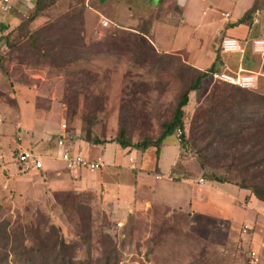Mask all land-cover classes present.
Returning <instances> with one entry per match:
<instances>
[{"label": "rangeland", "instance_id": "1", "mask_svg": "<svg viewBox=\"0 0 264 264\" xmlns=\"http://www.w3.org/2000/svg\"><path fill=\"white\" fill-rule=\"evenodd\" d=\"M121 1L55 0L27 23L34 1L20 0L9 17L2 16L8 25L6 39H0V131L12 130L13 139L20 136L24 146L40 149L44 136L38 133L62 124L65 143L80 152L93 146L84 140L88 128L106 141L120 127L132 143L156 139L178 95L209 67L223 35L247 42L264 37V0H248L245 8L242 1L198 0L197 23L174 34L176 18L168 29L158 26L154 38L151 22H166L162 14L176 10L171 3L137 11L121 10ZM252 6L250 20L232 24ZM126 15L136 24L125 23ZM138 26L149 31L147 38L135 32ZM173 39L177 46L189 44L163 52L152 43L163 48ZM194 53L202 65L194 64ZM222 58L223 69L233 71L235 58ZM260 66L257 57L252 70ZM183 123V130L163 138L157 164L154 148L109 142L110 169L119 175L125 164L139 162L147 173L156 165L163 178L181 150L171 180L189 178L197 192L206 183L226 194L239 191L242 182L264 186L263 96L206 77L189 92ZM11 149L0 164V264H58L62 258L71 264H264V203L257 198L260 207L251 209L246 197H192L188 204L181 186L161 179L158 195L180 206L146 198L139 187L124 209L114 211L91 178L98 172H71L59 163L55 170L19 173ZM110 156L109 148L100 157L110 164ZM245 225L250 230L243 233Z\"/></svg>", "mask_w": 264, "mask_h": 264}, {"label": "crops", "instance_id": "2", "mask_svg": "<svg viewBox=\"0 0 264 264\" xmlns=\"http://www.w3.org/2000/svg\"><path fill=\"white\" fill-rule=\"evenodd\" d=\"M233 3L236 2H244V4L242 5V8L246 7V4L248 3V0H232ZM169 3H171L172 8L176 9L174 10V13L168 12L166 15H163L164 18L166 19V22H160L159 20H153V22H151L152 25V36L153 38L155 37L157 31H158V26L160 27H165V29H168V25L169 22L174 23L175 19L177 18V24H180L178 27L177 25L175 26V29L173 31H175L174 34H177L179 27H183L188 23H197V17H199V12L196 11V5L199 3L198 0H156L155 3H153V0H132V1H127V0H122L121 1V6L123 7L121 10H128V8L133 9V10H137V11H154L160 7H162L163 5H169ZM154 4V5H153ZM169 7V6H168ZM241 8V9H242ZM248 10V9H247ZM179 13H178V12ZM246 11V10H245ZM244 11V12H245ZM239 13V12H238ZM122 14V13H121ZM203 14V11H202ZM243 15V13L239 16L241 17ZM122 16V15H121ZM130 17V15H128ZM238 16V15H236ZM9 17V16H8ZM127 17V15L125 16V23L127 22V24L129 25H135L136 24V19L133 17ZM239 17H237L236 19H238ZM159 18V17H158ZM235 19V20H236ZM233 22V21H232ZM139 24V23H137ZM198 25V24H197ZM196 25V28H199ZM137 26V25H136ZM137 33V31H135ZM143 37L147 38L149 35V31H147V34H141ZM152 41V40H151ZM156 41V40H155ZM153 40L152 43L155 46V48L158 47V49H160V51L163 52H175L178 49H180L181 47L187 46L189 44V42L187 44H183V45H175L174 44V39L172 40V44L160 48ZM160 45V43H159ZM196 54L194 53V56ZM235 58V68L238 67L239 65L242 64V56H238V55H232ZM214 60L213 54H211L210 59L208 60L209 64L212 63V61ZM194 61L196 65H202V62L200 61V59H197V56L194 57ZM242 66V65H241ZM243 67V66H242ZM244 68V67H243ZM252 70V68H250ZM56 131V132H55ZM54 132H50V133H38V136H44L43 138V146L40 149H36L32 146H30V144L27 142L28 146H24L23 145V141L24 139L22 137H16L13 139V137L11 136L12 130L11 131H6V129L0 131V164L4 162H7L5 157V153L7 152V150H9L10 147H12L11 150L12 151V160H13V164L15 165L16 170L19 173H23V171L20 170L19 165L16 162L15 159V155L16 152L20 149H29V150H33L34 152L38 153L41 157V160L43 162V167L41 170H43L44 168H53V170H55L54 166L55 164H63V166H65L64 162L57 156V149H56V143H57V137L62 136L64 139V133H65V127L62 128V124L60 125L59 130H55ZM105 147L103 146L104 144H97V145H93V146H88L84 145L83 147V151L81 152V154L83 153V155L90 160H99L102 162V167L97 170L96 172H98L97 174H94L91 176V178L94 179V181H96V184H98V188H100V190L102 189V197H101V201L104 204H107V206H109L112 210L114 211H121L122 209H124L126 207V205L128 204L129 200H132L133 197V192L135 189L137 188H141L142 190L146 191V195L148 197L151 198H155V201L162 203V204H166V205H177L180 206L178 203L179 202H175L174 199L169 200L165 197H170L166 194H161L158 195V193L156 192L157 190L155 189V186L157 184V181L164 179L168 184L171 185H177L179 188L181 186L180 189H183V191L187 194L185 197V202L189 204L190 198L192 197H246V207L249 209L257 206L258 208L259 203L256 201L257 199H255V196H253L252 194H250L248 191H246L245 189H240L239 191H235L233 193L228 192L227 194L223 191V188H216L214 186L211 185H207L208 183H206L205 185H203V190L197 192V189H194V185L191 182V180L189 178H185V177H180V178H174L171 180V174H172V170H173V166L176 163V160L181 152L180 148V152L177 156L176 159H174V161L171 163L170 165V170L168 172V175L166 177L160 178L159 177V173L160 170L159 168L155 165L154 167H148L147 169H152L153 172L147 173L144 172L145 167H140L139 162L137 163V165H127L125 164V167H123L122 172H124L123 174H116V172H118L116 170L115 167L111 168V165L114 164V157L112 155V148L111 146H107L108 144L111 143H105ZM70 149L71 147L68 146ZM178 147H179V143H178ZM111 149V156L109 158L110 160V164H105L102 161V158L100 156L103 155V152H105V150L107 151L108 149ZM154 152L155 148L153 149ZM72 153L75 152H80L79 149H74L72 150ZM95 151V156L91 155L92 152ZM160 152V149H159ZM93 157V158H90ZM158 159H159V154L157 155V160H156V164L158 163ZM11 159H9L8 161H10ZM112 163V164H111ZM109 166V167H108ZM66 167V166H65ZM10 170L12 169V166H9ZM67 168V167H66ZM69 171H77V170H85L83 168H74V169H70L67 168ZM2 172H8L7 169L1 167ZM132 170H135V174H133ZM32 171H40V170H32ZM29 171V172H32ZM29 172H25V173H29ZM134 176V178H133ZM149 177V180H147L146 178ZM3 181V180H2ZM136 182V183H135ZM155 182V183H154ZM0 183H1V179H0ZM92 184V182H89L88 180V184ZM135 183V184H134ZM154 183V184H153ZM89 184V185H90ZM145 184V185H144ZM88 185V186H89ZM164 185V184H163ZM91 186V185H90ZM147 188L146 189H143ZM193 192V193H192ZM147 202V201H146ZM261 248V247H260ZM259 249V247H258Z\"/></svg>", "mask_w": 264, "mask_h": 264}, {"label": "built area", "instance_id": "3", "mask_svg": "<svg viewBox=\"0 0 264 264\" xmlns=\"http://www.w3.org/2000/svg\"><path fill=\"white\" fill-rule=\"evenodd\" d=\"M20 0H0V39L5 34L8 25L2 16L4 14L12 13L14 6ZM23 2H21L22 4ZM27 3V2H26ZM25 3V4H26ZM225 17H229L226 14ZM108 21L104 20L103 24L107 25ZM220 52L224 55H238L242 56L248 50L253 56L260 58L261 66L264 59V37H254L249 42L237 39L233 36L223 35L218 43ZM243 60V59H241ZM261 66L258 70L245 69L241 65L234 68L233 71L220 70L210 74V78L214 82L226 83L243 90L258 91L264 96V72L261 70ZM64 128V125H62ZM178 140H180L179 133L177 134ZM57 156L64 162L65 166L70 169L83 168L87 171H97L102 167V162L99 160L87 159L81 152L72 153L71 149L65 143L62 136L57 137L56 143ZM41 156L29 149H20L16 152L15 159L19 168L23 172H29L32 170H41L43 162ZM201 182V180H199ZM250 230V227L245 225L243 233ZM263 243L259 246L262 247ZM258 250V249H257ZM251 261L255 263L257 261L258 251H251Z\"/></svg>", "mask_w": 264, "mask_h": 264}, {"label": "trees", "instance_id": "4", "mask_svg": "<svg viewBox=\"0 0 264 264\" xmlns=\"http://www.w3.org/2000/svg\"><path fill=\"white\" fill-rule=\"evenodd\" d=\"M33 10L31 12V14L27 17V23L33 21L36 17H38L41 13V11L46 8L49 4L53 3L55 0H33ZM104 0H101V2H103ZM254 6H252L251 8H249L248 10H246L243 15L241 17H239L238 19H236L232 24H241L246 22L247 20H250L252 17V14L254 12ZM4 28H7V26H4ZM135 31H137V34H147V29L146 30H141L138 27H136ZM7 32H5V34L3 35V37L1 39L5 40ZM219 43V42H218ZM216 54L214 57V60L212 61V63L209 65V67L204 70V71H200V73L195 77V79L188 85L186 86L183 91L178 95L176 102H175V106L173 108V112L171 114V117L168 121H164L161 123L160 125V132L159 135L156 139H148V138H143L140 142L138 143H132V141L130 140V138L128 136H126L125 134V129L120 127L117 135L111 139V140H102L99 137H97L90 128L87 129L85 136H84V140L92 145H97V144H105V143H109V142H114L116 144H118L119 146L126 148V147H134L138 150H146L147 148H155L156 150V155L159 154V149H160V145L162 143V140L165 136L167 135H172L174 134V132L176 130H183V108L184 106L187 104L188 102V95L189 92L191 91H195L198 90V88L201 85V82L204 78L209 77L210 78V74L212 72L215 71H220L223 69L224 67V61L222 56L224 54H222L220 52L219 46H217L216 49ZM243 64H244V68L245 69H250L252 68V64L254 63V61L257 60V57L253 56L249 51H246L243 55ZM226 66V65H225ZM261 70L264 72V63L261 66ZM227 86L233 87L237 90H241V91H245L250 95L253 96H263L261 93H259L258 91H248V90H243L240 89L238 87L223 83ZM264 97V96H263ZM180 142H179V148L183 147L184 143H185V137L183 134V131L180 133ZM239 189H245L248 190L253 196H255V198H257L258 200L262 201L264 203V186L262 185H257V184H246L244 182L240 183V185H236ZM32 257H29V260H31ZM27 260V259H26ZM58 264H71V262L69 261L68 263H65V259L62 258L61 260L58 261Z\"/></svg>", "mask_w": 264, "mask_h": 264}]
</instances>
